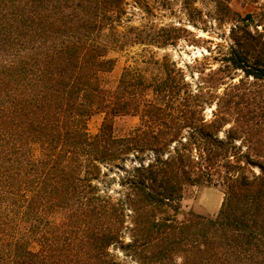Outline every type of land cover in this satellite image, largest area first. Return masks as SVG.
I'll list each match as a JSON object with an SVG mask.
<instances>
[{
	"label": "trees",
	"instance_id": "obj_1",
	"mask_svg": "<svg viewBox=\"0 0 264 264\" xmlns=\"http://www.w3.org/2000/svg\"><path fill=\"white\" fill-rule=\"evenodd\" d=\"M154 2L0 0V264H264V11L227 5L217 65L152 57L107 86L112 51L188 33L120 30ZM196 186L222 188L216 216L183 210Z\"/></svg>",
	"mask_w": 264,
	"mask_h": 264
},
{
	"label": "rangeland",
	"instance_id": "obj_2",
	"mask_svg": "<svg viewBox=\"0 0 264 264\" xmlns=\"http://www.w3.org/2000/svg\"><path fill=\"white\" fill-rule=\"evenodd\" d=\"M227 5L233 9L230 16L233 18L234 13L242 17L254 14L256 6L260 7V14L264 11V0H155L154 8L149 13L137 7H130L125 18L127 21L120 28L121 31H125L124 26L141 28L144 25L159 27L172 24L186 28L188 33H185V37L175 46L163 49L132 44L122 50L112 51L110 58L115 59V67L112 72L103 74L104 83L109 87L115 85L125 67H140L152 57L161 59L168 56L179 66H184L196 58L209 57L210 63L217 65L214 58L223 57L233 44L229 36L233 24L220 23L218 20L229 17ZM152 73L157 74V71L152 70ZM102 121V115H95L88 120L87 132L90 136L99 132ZM138 123L136 117L116 119L114 133L116 136H126ZM223 197L220 186L188 187L184 190L182 207L185 212H204L216 216Z\"/></svg>",
	"mask_w": 264,
	"mask_h": 264
}]
</instances>
